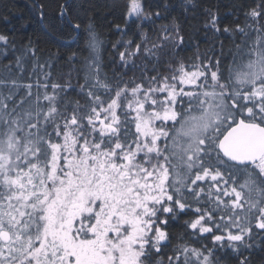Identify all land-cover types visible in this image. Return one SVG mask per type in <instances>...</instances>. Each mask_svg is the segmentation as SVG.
Instances as JSON below:
<instances>
[{"label": "snow or ice", "instance_id": "obj_1", "mask_svg": "<svg viewBox=\"0 0 264 264\" xmlns=\"http://www.w3.org/2000/svg\"><path fill=\"white\" fill-rule=\"evenodd\" d=\"M67 11L65 0L59 14ZM151 15L128 0L129 19ZM247 15L257 35L228 66L177 61L167 75L113 86L85 58L84 104L50 74L0 79V264H219L211 249L164 251L169 220L186 210L196 215L191 229L225 233L213 235L222 247H252L254 229L264 232V0ZM73 31L99 47L91 22ZM159 41L144 52L183 37L165 29Z\"/></svg>", "mask_w": 264, "mask_h": 264}, {"label": "trees", "instance_id": "obj_2", "mask_svg": "<svg viewBox=\"0 0 264 264\" xmlns=\"http://www.w3.org/2000/svg\"><path fill=\"white\" fill-rule=\"evenodd\" d=\"M142 2L145 11L152 13L150 19H129L126 16L128 0H66L68 11L64 16L59 14V6L65 0H0V35L8 38L6 44L0 41V79L26 84L37 79L43 81L45 74H50V82H70L76 91L69 93V99L84 104L79 85L84 83L85 58L95 57L101 77L113 86L133 79L140 83L147 76L166 74L169 64L175 65L177 61L190 66L218 59L222 66H228L236 46L242 40L251 43L257 35L254 28L259 25L247 13L259 0ZM40 5L44 6L43 17ZM157 12L159 16L155 15ZM89 22L101 41L95 52L86 47L82 32L73 31L76 23L83 28ZM237 26L244 28L248 37ZM177 28L183 37L182 44L153 49L155 56L144 52L145 46L152 48L154 43H160L159 37L165 29L174 35ZM225 28L229 31H224ZM138 44L141 52L128 56ZM121 52L126 54V62L121 61ZM25 94L21 88L17 98ZM170 233L174 241H184L189 234L182 223L174 224ZM254 234L256 251L250 256L249 264H264V235L259 236L255 229ZM229 264H239V261Z\"/></svg>", "mask_w": 264, "mask_h": 264}, {"label": "flooded vegetation", "instance_id": "obj_3", "mask_svg": "<svg viewBox=\"0 0 264 264\" xmlns=\"http://www.w3.org/2000/svg\"><path fill=\"white\" fill-rule=\"evenodd\" d=\"M125 75V74H123ZM122 75V76H123ZM227 199V198H225ZM198 205H193V209ZM196 219V215L194 214V211H187L185 213H177V215L169 220V223L167 225V232L169 233V241L168 248L164 249V251L167 252L168 255H172V249L175 248L177 245H182V242H185L183 244H186L189 248H195L200 249L201 251H204L205 249H211L214 253V256L218 258L219 264H229L232 261H239L240 258L248 257V260L250 256L255 254V247H254V239L255 234H253L252 238L247 241V243L251 244V248H241L240 252L242 255H240L237 252H234L232 248L227 247V241L225 240L223 244L225 246H221L220 243H217L213 240V235H224L225 233L222 230H216L213 229L212 233H200L198 230L191 229L188 224L190 221H193ZM182 223L183 226H185L186 230H188L189 234H187L184 241L182 240H173L172 235L170 233V230L172 229L174 224ZM235 232V229H233ZM259 236L264 235V232H258ZM193 259H195L193 257Z\"/></svg>", "mask_w": 264, "mask_h": 264}, {"label": "rangeland", "instance_id": "obj_4", "mask_svg": "<svg viewBox=\"0 0 264 264\" xmlns=\"http://www.w3.org/2000/svg\"><path fill=\"white\" fill-rule=\"evenodd\" d=\"M170 65H171V66H174V64H172V63H170L169 66H170ZM168 69H169V67H168ZM167 74H168V71H167V73L164 74V75H167Z\"/></svg>", "mask_w": 264, "mask_h": 264}]
</instances>
